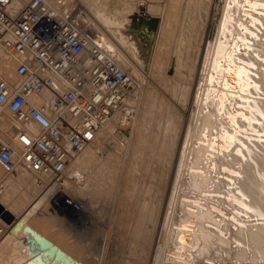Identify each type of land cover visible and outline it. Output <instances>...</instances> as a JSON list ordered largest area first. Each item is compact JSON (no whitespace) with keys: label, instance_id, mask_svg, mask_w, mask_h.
I'll list each match as a JSON object with an SVG mask.
<instances>
[{"label":"bare ground","instance_id":"bare-ground-1","mask_svg":"<svg viewBox=\"0 0 264 264\" xmlns=\"http://www.w3.org/2000/svg\"><path fill=\"white\" fill-rule=\"evenodd\" d=\"M47 1L61 7L62 9H68L74 4L80 5L77 2H75L76 0H47ZM79 1H81L80 3L82 6L81 5L80 6L85 13V18H87L88 21L92 23L93 29L97 33H99V35L102 37L104 42V47L112 52L114 60L122 68L127 69L125 67L132 66L131 63L128 61V58L126 57V52L133 54L132 53V46L134 44L133 40L136 39L141 40V43L145 47L147 51V56L149 58V55H151L153 51L154 45H148V41H147L148 34L145 33L142 34V31H140V29L135 24H133V22L129 19L127 15V12L129 11L127 8H132L131 7L132 5L130 6L128 5L127 3L128 0H125L126 1V2L124 1L125 3L122 2L124 3V5L122 6L123 8L121 10L119 9L118 11H113L109 13L106 12V10H104L103 6L100 3L101 0H79ZM140 1L142 2V0ZM177 1L178 0L168 1L169 8H168V17L166 20L168 24L163 29L164 31L162 30L163 32L160 33L161 36L160 38H158L159 39L158 45L155 46L156 51L160 49H161L160 51H164V52L166 51V49H163L162 45L164 46L165 43L164 41L167 42L169 39H171L172 29L175 24L174 7ZM222 1L223 0H220V3ZM191 3L192 5L195 6V8L192 6L185 14L183 19L182 32L179 36L177 44L174 47L175 51L178 52L180 55V58L178 59L182 61L181 63H188L187 64L188 66L192 64L190 57L193 56V54L195 53L194 52L195 47H197L196 44L201 39V36L205 29L206 22L208 21L207 19H209V16L207 14V8H208L207 0H192ZM143 4L144 3L140 5ZM223 5L224 4H222V6L219 7L217 14H215V19L211 20L208 25L206 41L198 69V80L195 86L196 89H194L190 111L188 114L184 134L180 145L178 160L174 171V176L172 179L170 191L168 194V199L166 202V207L164 210L162 222L160 225V233L163 234V238H162L163 244L161 248H158L155 251L151 264H264V226L263 227L254 226L252 228L248 227L244 229L243 233L240 232L239 235L241 234L242 236L245 235L246 237H249L252 240V244H248L247 242V244L245 245L246 249L238 250L233 246L232 242H230V240L227 239V237L222 232H220L219 229L216 228L218 226V221L216 217L218 216L217 213H219L220 210L217 209L215 205H217V203L220 201H217L214 195L211 194L207 195L204 192V191L207 192L213 191L215 190V187H217L218 185L217 183H219V179L217 176V170H215V163L219 164L222 162V158L217 159L216 157L217 152L215 150L214 144L209 142V139L207 138V134H209L210 129L214 126L210 122L206 121L204 123L205 125L204 127L203 123H201V115L207 109L206 99L203 97L204 89L206 86L205 78L206 75L208 74L209 63L212 56L214 40L216 37L215 34L221 19L223 7H224ZM155 9L154 7L150 9L152 14H154V12L156 11ZM190 29H192V31ZM104 34L105 36L109 37L111 40L105 38ZM141 43L139 45H141ZM154 43H156L155 40ZM154 53L157 55L159 54L158 52L157 53L154 52ZM154 58L157 57L154 56ZM162 60L164 63L165 60L164 56L162 57ZM160 63L162 64V62H159L158 64ZM221 66L224 67L229 65L227 63L224 64V60H223L222 65H219V67ZM11 70L12 68L10 64L7 62L4 54L0 52V73L9 75V73H11ZM262 82L264 83V77L262 78ZM141 91L142 89L140 88L137 94H135L134 98L129 102V106L133 108L135 112L141 101V97H142ZM147 101H149L150 103L148 107V114H146V116L148 117H144L143 120L145 125L148 127L149 116L157 108L156 106H158V104L156 101V97L152 95L150 96V99ZM169 112H170L169 117L168 118L166 117L167 118L166 120L170 122L172 119L170 117L172 111ZM218 121L222 123L221 119H219ZM169 126L167 127L168 129L170 128ZM202 131L204 132L203 135L206 136V144L208 146L207 149L205 150L206 151L205 153H203L202 152L203 150L197 147L198 142H196V140L199 139L198 135ZM168 132L169 131L166 132V135ZM126 137L127 134L124 132V129L122 132L119 131L115 135H108L105 131H101L97 139H95L92 142V144L88 146L85 150H83V152L79 154L78 157L75 159V166L77 168V171L79 172L77 173L79 179L73 181L70 176H67L65 177L62 183H59V186L60 184L62 185L63 188L62 192L68 190L71 193V195L80 197L81 200L83 201L86 200L87 202L90 203L92 207H98L103 214V220L105 222H108L109 220V216L111 214V207L110 205L107 204V201L102 205L97 204L96 201H94L93 197H94V193L98 194L99 192H103L102 190L106 191V187H112V185H115L119 180L122 174V164H123L122 161L125 150L122 149L123 147L126 146L127 141L124 142V140H126ZM108 140H112L113 142L115 141L118 148L115 147L117 149H114L112 152L110 149L111 153L108 151L109 152L108 155H106L105 153L102 154L103 149L109 144ZM242 173L244 175V178L239 182V187L241 188L246 187L247 189L250 190V186H248V183H250L251 185L253 184L254 186L258 185L257 181L251 174L249 168L247 169L244 168L242 170ZM16 174L17 173H15V175ZM6 177H8L10 180L11 178H14V177L10 178L9 176ZM23 177L24 176H22L21 179ZM201 182H203V184ZM14 183L15 185H10L11 187L14 186L12 187L13 189L10 188L8 190L11 189L14 190L15 188L14 191L18 193L21 190L22 185L19 181ZM27 183H29L28 179L26 183L24 184L22 183V184L25 185ZM9 184L7 185V187L5 186L4 191H6ZM36 184L38 185L37 181ZM30 186L32 187V185ZM24 187L25 186H23V190L25 189ZM27 187H29V185ZM38 188L39 187L36 188L29 187V190L27 188L30 195L29 196L27 195L29 193L26 194L29 200L31 198L32 200L37 202L36 206H34L35 203L32 204L33 206L31 205V207H35V210H33L35 214L34 213L33 214L36 215V217L38 216L36 221L31 220L32 208L30 211L31 213H28L31 214L29 217L31 222H29L30 220L23 221V218L22 220H19L20 218L16 220L14 214L15 211L17 213L18 211L17 208H13V206L15 207L16 204L15 201H13L14 204H12L11 203L12 201L8 202L10 200L5 199V196L2 197L4 199L0 198V200L3 202L5 207L4 208L0 204L1 208L12 216V220L9 223L4 222L0 218V224L3 227V233L0 236V255L4 253V248H5L3 247L4 244L9 242V244L11 245V243H13V240H15L14 238L18 235L19 237L17 236V238H19V241L22 242L23 244L22 247L23 251H21L23 253L19 255L18 253H16L17 248L14 249L12 256L15 255L14 254L15 252L19 257L12 258L13 260L12 262L11 260L8 261V259H6V262L9 264L10 263L96 264V262L97 264H99L98 262L100 256L98 254H96L95 256L97 259V261L95 262V261H91V259L88 258V256L84 255L83 253L85 249L84 246L81 244L82 236H87V232L89 231V229L82 230L81 232H77V231L72 232L73 227L70 225L69 228L71 233L69 235L71 236V240L64 239V241L58 239L56 235L54 236L47 233V231L50 230L48 229V227L51 226L50 222H52V225L57 224L56 223L57 210L55 209V207H52L54 204L52 202L53 189L49 188L47 189V191L45 190L47 192L46 193L45 191L41 190V188L39 189ZM21 192H19L18 196L21 195L22 197V195L24 196V194L23 193L20 194ZM195 192L201 193L199 194L200 196L196 195L197 193L195 194ZM7 193L11 195L9 191H7ZM104 193H102V195L105 197H107L109 194V192H107L106 194ZM253 194L256 197V194L254 192ZM3 195L5 194L3 193ZM189 195H191V199L187 198L189 197ZM26 196L24 197L26 198ZM13 197L14 196H12V199ZM48 203H49L48 206H50L49 209H52V211H50L51 215L49 212L45 211L46 208H48L47 207ZM47 213L50 216L47 215ZM144 213H146L145 208H144ZM62 219L64 218L62 217ZM77 219L80 220V222L82 223V225H84L86 229L89 228L88 227L89 223L87 222L86 219L84 218L81 219L80 217H77ZM62 221L64 222L65 220ZM144 221H146L145 218ZM64 236L66 238L67 235L64 234ZM179 236L181 238L180 243L185 248L182 247L181 245H176L174 243V240H176ZM188 236H192L193 238L192 241L189 242L187 241L186 238ZM33 237H38V238H42L43 240H46L56 250L64 254V256L54 251L43 252L41 250H38L36 243L33 241H32L33 247L31 249L29 247L28 241L33 240ZM239 237L240 236L238 235L235 236L233 234L232 240L237 242L238 240H240ZM73 238L75 240H73Z\"/></svg>","mask_w":264,"mask_h":264},{"label":"built area","instance_id":"built-area-1","mask_svg":"<svg viewBox=\"0 0 264 264\" xmlns=\"http://www.w3.org/2000/svg\"><path fill=\"white\" fill-rule=\"evenodd\" d=\"M0 52L12 68L0 73V167L52 188L58 213L78 217L81 204L59 181L79 179L75 159L101 131L115 135L134 119L129 102L142 82L114 60L77 4L0 0Z\"/></svg>","mask_w":264,"mask_h":264},{"label":"rangeland","instance_id":"rangeland-1","mask_svg":"<svg viewBox=\"0 0 264 264\" xmlns=\"http://www.w3.org/2000/svg\"><path fill=\"white\" fill-rule=\"evenodd\" d=\"M124 1L103 0L102 2L101 0L100 3L104 10L109 13L121 10L126 2ZM168 1H127L129 6L132 5V8H127L129 19L142 31V34H148V45L154 46L149 58L140 39L133 40V54L126 52V57L132 66L125 68L133 76L141 80L142 97L136 109L134 119L131 122L124 119L125 121L123 120L121 124L120 131L122 132L124 129V132L127 134L126 140H124L127 143L122 149H125L122 161V174L115 185L106 187V191L102 190L103 192H99L98 194L94 193L93 198L97 204L102 205L107 201V204L111 207L108 222L103 220V214L98 207H92L86 200L83 201L80 197L73 196L68 190V192L65 190L64 193L68 197L70 196L69 198L81 204L82 211L78 217L86 219L89 223V228L86 229L74 215H64L58 213V211L56 213L57 224L52 225V222H50L51 226L48 227L50 230L47 233L56 235L62 241L64 239L71 240V236L69 235L71 233L70 225L73 227L72 232H81L82 230L89 229L90 232H87V236H82L81 244L85 249L83 253L91 261L95 262L97 261L95 256L98 254L100 256L99 264H151L155 251L161 248L163 244V234L160 233V225L174 176L194 89L198 80V69L206 41L208 25L211 20L215 19V14H217L220 7V0H207V14L209 16L207 20L209 22H206L201 39L196 44L195 53L193 56H189L192 66H188V63H181L182 61L178 59L180 55L175 51L174 47L182 32L185 14L192 6L195 8L191 3L192 0L177 1L174 7L175 24L172 29L171 39L167 42L164 41V46L162 45L166 51H160L161 49L155 50V46L158 45V38L161 36L160 33L164 31L163 29L168 24L166 21L169 8ZM75 2L81 5V1L76 0ZM142 3L144 4L139 6ZM152 7L156 8L154 14L150 10ZM192 29L190 30L192 31ZM105 38L110 39L107 36ZM154 40L156 43H154ZM140 43L141 45H139ZM154 52H158L159 54L157 55ZM153 55L157 58H154ZM163 56L165 57L164 63L162 60ZM159 62H162V64H158ZM151 95L156 97L158 106L150 114L147 127L143 118L148 117L146 114H148L150 103L147 100L150 99ZM169 111H172L170 122L166 120L169 117ZM168 126L170 130L167 128ZM166 130L169 131L167 135ZM108 141L109 144L105 145L107 148L103 149L102 154L108 155L110 149L112 152L118 148L115 141V143L112 140ZM0 173H3L2 175L5 174L1 167ZM64 179L62 178L59 183H62ZM59 187L62 188V185L60 184ZM107 192H109L107 197L102 195V193L106 194ZM36 203L35 201L34 206H36ZM48 205L49 203L47 204L48 208L45 207V211L50 213L52 209H49L50 206ZM32 208L35 209V207ZM144 208L146 213H144ZM47 215L49 214L47 213ZM144 218L146 221H144ZM62 220H65V223ZM64 234L67 235L66 238ZM17 236L11 245L9 242L4 244L3 247L5 248L4 253L0 255V264H9L6 262V259L12 262V258L19 257L16 253L19 255L23 253L21 252L23 251V244ZM73 240L75 239L73 238ZM14 249H16V253L14 252L15 255L12 256Z\"/></svg>","mask_w":264,"mask_h":264},{"label":"water","instance_id":"water-1","mask_svg":"<svg viewBox=\"0 0 264 264\" xmlns=\"http://www.w3.org/2000/svg\"><path fill=\"white\" fill-rule=\"evenodd\" d=\"M222 4L205 78L203 97L207 109L201 115L203 125L208 121L214 126L207 138L214 144L216 157L222 158V162L215 163L219 179L217 187L204 192L220 201L215 205L220 210L216 228L235 248L242 250L246 249L247 242L252 244V240L239 233L248 227L264 226V0H223L220 7ZM223 60L229 66L219 67ZM203 133L198 135L196 142L205 153L208 146ZM244 168L250 169L258 183L256 186L248 183L250 190L239 187ZM187 198L191 199V195ZM0 218L6 223L12 220L1 206ZM233 234L240 236V240L233 241ZM186 239L189 242L193 238L188 236ZM32 241L38 250L64 256L38 237L28 241L31 249ZM180 242V236L174 240L176 245H181Z\"/></svg>","mask_w":264,"mask_h":264},{"label":"crops","instance_id":"crops-1","mask_svg":"<svg viewBox=\"0 0 264 264\" xmlns=\"http://www.w3.org/2000/svg\"><path fill=\"white\" fill-rule=\"evenodd\" d=\"M10 74V73H9ZM5 75H8V74H5ZM15 173H17L16 175H15ZM3 174V173H2ZM1 173H0V198H2V197H4L5 196V199H8V200H10V201H8V202H11L12 204H14V202L13 201H15V207L13 206V208H17V211H18V213L15 211V218H16V220H18L19 218V220H22V218H23V221L24 220H26V221H29L30 220V215H31V217H32V221H36L37 220V218H38V216L36 217V215H34L35 213H34V211L33 210H35L34 208H32V207H30L32 204H34L35 203V201L34 200H32L31 198H30V200H29V198H28V196L30 195V193L28 192V190H29V187L30 188H36V187H39V188H41L39 185H37L36 184V181H35V179L34 178H32V177H30L28 174H25V173H22V172H20V171H15V172H12V173H8V174H4V175H2ZM15 175V177H14V175ZM19 174V175H18ZM18 175V176H17ZM20 175H21V177L22 176H24L22 179H24V178H27L28 179V181H29V183H27L28 185H29V187H27L28 185L27 184H25V185H23L24 183H26L27 182V179H24V180H26V181H24V180H22L21 179V177H20ZM6 176H9L10 178L11 177H14V178H11V180L8 178V177H6ZM20 179H18L17 177ZM13 179H14V181H13ZM30 179V180H29ZM6 180V181H5ZM9 180V181H8ZM17 181H19L20 183H21V185H22V188H21V190L19 191V192H21L20 194H22L23 193V191H24V196H26V194L27 193H29V194H27L28 196H26V198L22 195V197H21V195L20 196H18L19 195V192L17 193L16 191H14L15 190V188H14V190H12L13 188L12 187H14V186H10V185H15V183L14 182H17ZM24 181V182H23ZM9 184V186H8V188L6 189V191H4L5 190V186L7 187V183ZM35 182V183H34ZM6 183V184H5ZM12 183V184H11ZM23 183V184H22ZM5 184V185H4ZM34 184H36V185H34ZM30 185H32V187L30 186ZM23 186H25L24 188V190H23ZM36 186V187H35ZM2 188H4V189H2ZM10 188H12L11 190H8V189H10ZM27 188H28V190H27ZM31 190V189H30ZM3 191V192H2ZM7 191H9L10 193H11V195L12 196H14L13 197V199H12V196L9 194V193H7ZM15 192H16V194H15ZM26 192V193H25ZM3 193L5 194V195H3ZM6 195H7V198H6ZM18 197V199H17V197ZM9 196V197H8ZM10 197H11V199H10ZM19 197H20V199H19ZM23 198H25V199H23ZM2 199H4V198H2ZM15 199V200H14ZM23 199V200H22ZM30 201V202H29ZM27 204H26V203ZM22 203H23V205H22ZM31 203V204H30ZM0 204L4 207V204H3V202L0 200ZM11 204V205H12ZM20 207V208H19ZM5 208V207H4ZM31 208H32V213L30 212L31 211ZM16 210V209H15ZM28 210V211H27ZM26 211V212H25ZM24 212V213H23ZM10 213H12V212H10ZM28 213H31V214H28ZM34 213V214H33ZM17 214V215H16ZM23 216V217H22ZM27 217V218H26ZM36 217V218H35ZM29 218V219H28ZM35 218V219H34ZM34 219V220H33ZM15 220V221H16ZM31 220L29 221V222H31Z\"/></svg>","mask_w":264,"mask_h":264}]
</instances>
